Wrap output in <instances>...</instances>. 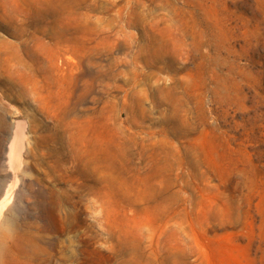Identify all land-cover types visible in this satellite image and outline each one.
I'll list each match as a JSON object with an SVG mask.
<instances>
[{"label": "rangeland", "instance_id": "obj_1", "mask_svg": "<svg viewBox=\"0 0 264 264\" xmlns=\"http://www.w3.org/2000/svg\"><path fill=\"white\" fill-rule=\"evenodd\" d=\"M0 264H264V0H0Z\"/></svg>", "mask_w": 264, "mask_h": 264}, {"label": "bare ground", "instance_id": "obj_2", "mask_svg": "<svg viewBox=\"0 0 264 264\" xmlns=\"http://www.w3.org/2000/svg\"><path fill=\"white\" fill-rule=\"evenodd\" d=\"M4 238H5V234H4V232L0 229V245L2 244Z\"/></svg>", "mask_w": 264, "mask_h": 264}]
</instances>
